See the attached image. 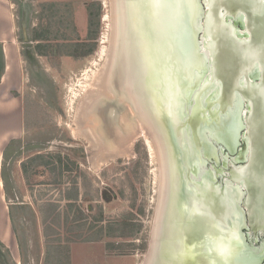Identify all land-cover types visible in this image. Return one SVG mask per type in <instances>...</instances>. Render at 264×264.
<instances>
[{
  "label": "crops",
  "instance_id": "crops-1",
  "mask_svg": "<svg viewBox=\"0 0 264 264\" xmlns=\"http://www.w3.org/2000/svg\"><path fill=\"white\" fill-rule=\"evenodd\" d=\"M69 2L0 0V248L11 264H74L82 245L87 264H102L97 256L101 245L105 257H135L137 226L123 221L129 207L121 215L108 210L121 199L109 192L112 201L106 202L105 186L89 177L82 159L52 149L57 130L33 94L24 92L30 76L26 35L29 52L45 63V71L52 68L41 52L70 51L72 46L54 43L89 36L90 27L85 36L74 33L79 26L72 28L77 19L66 9ZM99 3L81 2L89 23Z\"/></svg>",
  "mask_w": 264,
  "mask_h": 264
},
{
  "label": "flooded vegetation",
  "instance_id": "flooded-vegetation-1",
  "mask_svg": "<svg viewBox=\"0 0 264 264\" xmlns=\"http://www.w3.org/2000/svg\"><path fill=\"white\" fill-rule=\"evenodd\" d=\"M225 20L235 22V19L228 18V15ZM240 30L242 34L246 32L242 28ZM248 33L247 31L246 34ZM30 47L24 44L29 78L42 86H47L49 79L44 68L45 63L36 54L29 52ZM42 57L53 70L48 57L43 55ZM246 70L244 66L239 69L234 68V73H229L228 77V93L221 94L227 107L224 113H228L229 121L228 133L222 130V136L216 130L215 85L211 84L210 90H212L208 96L205 92H200L201 82L196 77L192 79L190 77L188 80L158 77L144 83L145 98L141 100L139 97V112L140 114L148 112L151 124L148 120L146 121L162 141L165 152L167 188L162 214L164 234L168 236L169 230L176 229V235L181 243L188 244L190 241L201 240V234L204 235L205 240H211L208 237L214 235L217 221H219L225 233L229 228H240L250 245L254 246L258 252L264 251V157L258 150V146L255 147L256 138L252 125L254 112L251 102L246 98L248 94L245 96L240 89L247 84L244 75ZM236 80L240 81L239 85H236ZM250 80L259 82L252 78ZM186 81L188 84L185 87ZM135 83L138 84V81ZM132 85L130 87L137 93ZM119 100L114 99L111 105L120 106ZM107 104L108 101L104 99L94 105L92 113L100 120V123L93 125L95 130L93 128L83 130L81 135L83 145L76 144L78 136L73 131L69 136L70 144L73 146L71 150L80 152L84 156L82 162L85 166L91 164L88 151L91 141L86 137V132L98 138L102 144L113 141L116 135L115 127L119 128L122 137L134 132L132 129H134L135 120L131 118V115H127V109L122 110L116 107V112L113 114V111L109 112V106L105 117L99 114L101 107ZM127 132L131 133L127 135L125 134ZM217 136L224 142H218ZM121 147L122 143L119 148ZM135 147L136 143L133 146V152L137 153ZM122 157L125 156L115 159L122 163L124 161ZM135 164L136 162L132 168L133 171ZM132 170H130L131 174ZM103 171L102 169V175H104ZM88 175L89 177L95 175V178L101 177L97 172H89ZM0 264H11L2 249Z\"/></svg>",
  "mask_w": 264,
  "mask_h": 264
},
{
  "label": "water",
  "instance_id": "water-1",
  "mask_svg": "<svg viewBox=\"0 0 264 264\" xmlns=\"http://www.w3.org/2000/svg\"><path fill=\"white\" fill-rule=\"evenodd\" d=\"M171 1L122 0L124 40L120 50L123 55L125 48L133 79L145 94V82L158 77L188 80L197 70L203 75L201 93L206 94L211 84L220 86L215 102L220 101V112L226 114L221 94L228 93L229 73L246 67L247 84L240 89L251 102L255 147L264 157V0ZM226 15L235 22L226 21ZM241 28L249 33L242 34ZM30 41L26 35L24 44L31 45ZM239 82L236 80V85ZM225 121L228 126V118ZM221 125L222 118L217 114L219 135ZM217 141L224 142L219 136ZM159 219L156 248L149 264H264V251L250 245L240 228L232 227L225 233L217 221L214 235L208 237L211 240L201 234V240L187 244L178 239L176 229L166 236L162 213Z\"/></svg>",
  "mask_w": 264,
  "mask_h": 264
},
{
  "label": "rangeland",
  "instance_id": "rangeland-1",
  "mask_svg": "<svg viewBox=\"0 0 264 264\" xmlns=\"http://www.w3.org/2000/svg\"><path fill=\"white\" fill-rule=\"evenodd\" d=\"M52 1H61V0H52ZM83 0H73V2L67 3L66 9L70 11L71 14H76V21L73 23L72 28L76 25L79 26L78 30L74 31L75 34L79 33L81 36H85L87 34V31L90 27V23L88 19V13L85 8V6L81 5V2ZM178 1V0H176ZM99 2L102 4V19L100 21V32H99V40L96 51L90 55L87 58H84L83 60H72L71 58L67 57L61 71L58 70H51L46 71L47 75L49 76L48 84L47 86H42L38 84L35 81H32L28 77V82L25 83L24 92L25 95L28 96L29 94H33V97L35 99V102L40 104V108L47 114V120H49V125L51 128H55L57 130L56 132V138L52 141L56 142L52 146H54L52 149L63 151L64 153L70 155L71 157L75 159H82V156L80 152L71 150V147H67L66 144L70 143L69 136L72 134V131L74 133V129H78V123L77 120L81 118L82 120H86L85 122H90V129L93 128L94 124H99L100 120L95 118V114L92 113V110L95 108V104L99 100H107L108 104L102 108L101 113H99L102 117L107 114V109L109 107V112L115 114V108L119 107V109L126 110L127 109V115H131V118H134L135 124H134V132H127L125 134H130V136L122 137V133L120 132L118 127H115V137L113 139V143L109 144H102L101 141L97 138L95 143L91 142V147L89 148L90 153V159L91 164L86 165V168L89 170V172H98L99 175H101L100 178H98L99 185L102 187L103 185L105 187L113 188L116 192H114L113 196L115 199H121L120 201L117 200L115 205L108 206V210L112 208V212L114 214H122L123 210H127L129 207V200L121 197L120 195V189L122 187H126V194L129 197L130 196V189L128 187V178L127 175L129 174L130 170H132L134 163L137 161L139 154L135 151L133 152V146L135 143H137L139 140L143 141V144L145 146V149L147 151V161H145L144 165L140 167L142 176L144 177L143 182L141 185H139V192H144L142 196L145 197L146 204H147V213L144 216L138 217L136 221V241L134 244V251L135 257H125V258H108L105 257L103 254L100 255V253L104 252L105 249L101 245L98 249L97 256L100 258L99 262L102 264H145L146 257L148 255V252L151 247V240L153 237V231H154V225L155 220L157 216V209H158V200H159V191H160V169H161V163L159 159V156L157 154H154L152 157V154L149 150L148 144L146 142V139L143 135L140 134V127L139 119L137 120V117L134 116L131 111L130 103L126 100H123V97L119 96L116 99H120V106H113L111 105L113 99L105 96L103 94L102 96H99L92 104H89V107L85 110V97L87 94L92 93L93 89V83L99 74V72L102 70V68L106 65V58H107V50L110 46L109 38L111 36V29L109 26L110 20H105V15L111 13V0H99ZM170 2H173L170 0ZM73 4L76 6V8L73 6ZM73 18V17H72ZM70 31V30H68ZM103 46L106 47V51H102ZM146 49H149L146 44ZM63 62V60H62ZM63 64V63H62ZM106 67V66H105ZM123 67V66H122ZM126 68L123 69V72H125ZM125 74V73H124ZM34 89V90H33ZM119 92L120 90L117 89ZM211 90H207V95L210 96ZM114 98V97H113ZM220 98V97H219ZM115 99V98H114ZM222 99V96H221ZM84 102V103H83ZM83 104V105H82ZM134 107V106H133ZM84 108V109H83ZM216 110L220 112L221 109V103L220 101L216 102L215 106ZM83 110V112L78 113L79 111ZM90 110V111H89ZM47 112V113H46ZM89 112V113H87ZM91 112V113H90ZM27 117L30 116L29 108L26 110ZM89 119H88V118ZM129 117V116H128ZM29 118V117H28ZM44 118V119H45ZM92 121V122H91ZM138 122V124H137ZM149 125V127H148ZM223 126V125H221ZM146 127L151 135L154 136V138L157 140L158 145L161 150V154L164 155L163 146L161 144V140L159 137H157V134L154 130H152V126L148 122H146ZM120 134L118 135V132ZM75 134V133H74ZM140 134V135H139ZM76 135V134H75ZM81 135H83V131L78 135V141H76L79 146L84 144L83 139H81ZM118 135V137H117ZM138 135V136H137ZM122 137V139H120ZM131 137V138H130ZM133 137V138H132ZM120 139V143H122V147L119 148L120 143L118 140ZM129 139L131 140L130 143ZM98 141V142H97ZM101 146H103L104 150L106 149H120L122 150V154L117 156H125L122 157L124 160L122 163L117 162L115 158L117 157H109L107 159H104L96 165L95 159L97 158V155L99 154V151L101 149ZM108 147V148H107ZM118 147V148H117ZM126 151V152H125ZM158 156V157H157ZM112 159V160H111ZM144 161V160H143ZM91 168V169H90ZM102 169L103 174L102 175ZM98 170V171H96ZM95 175H92V179L95 180ZM95 178V179H94ZM101 179V181H100ZM97 180V179H96ZM104 183V184H102ZM116 206V207H115ZM115 207V209H114ZM147 242V247L145 250H142L140 248V244L143 242ZM85 245H82L83 252L76 253L75 254V261L74 264H85ZM112 249V248H111ZM102 250V252H101ZM87 264V263H86Z\"/></svg>",
  "mask_w": 264,
  "mask_h": 264
},
{
  "label": "bare ground",
  "instance_id": "bare-ground-1",
  "mask_svg": "<svg viewBox=\"0 0 264 264\" xmlns=\"http://www.w3.org/2000/svg\"><path fill=\"white\" fill-rule=\"evenodd\" d=\"M121 3H122V0H111V13L106 14L104 16L105 20H108V19L110 20L109 26H110V29H111V36L109 38L110 46H109L108 50L106 49L105 46H103V49H102L103 52L107 50V52H106L107 53V58H106V65H105L106 67L104 66L102 68V70L99 72V74L97 75V77H96V79H95V81L93 83V89L94 90L92 91V93H89V94L86 95L85 103L84 102L83 103L85 104L84 107H85V110H86L87 107H89L90 103L92 104V102H94L97 98H99V96H102L103 94H105V96H108V97L112 98L113 100H114V98L116 99L118 97V95L123 97V100H126V101H128L130 103V107L132 109L131 111H133L132 113L134 114V116L137 117V120L139 119L138 120L139 124H138V122H137V124H138V126H141L140 127V129H141L140 134L145 137L146 142H147L148 147H149V150H150V152L152 154V157H153L154 154H157L159 156V159H161L160 160V163H161V169H160V191H159L157 216H156L155 225H154L153 237H152V240H151L152 242L150 244L151 248H150V250L148 252V255L146 257V262H145V264H149L150 258H151L152 254L154 252V249L156 248V241H157L156 237H157V232H158V226H159L158 222L160 220L159 219L160 218V213L163 214L164 205H165V201H166L164 194H165V192H166L165 190L167 188V184H166V181H167L166 173L167 172H166V168H165V164L166 163H165L163 155L161 154V150H160V147L158 145V142L154 138V136L149 133V131H148L147 127H146V122H147L146 120H148L150 122V124H151L150 116H148V112H146L145 114H140V112H139V109H140L139 108V106H140V104H139L140 98H141V100L145 98L144 91H143V89H142V87L140 85L135 83V80L133 79L134 71H133V75H132V70H129L128 67H127L128 60H127V57L125 55V48L124 47L122 48L123 49V51H122L123 55L121 54L120 46H122V43H123V40H124V38H122L123 25H122V15L120 13L121 12V10H120L121 9V6H120ZM125 68H126V70H125V72H123V69H125ZM192 69L193 68H191V71H192ZM192 73L193 74L191 76V79L196 77V78H198V81L201 82V80L203 79L202 78L203 75L197 73V70H195L194 72L192 71ZM197 75L199 77H197ZM132 83H133V85H132ZM131 85L134 86V88L136 89L137 93H135V90L130 87ZM139 87H141V88H139ZM214 88L216 90L218 88V92H219L220 86L218 87V85H217V86H214ZM117 89L120 90V91L118 92ZM152 89L153 88H151V90ZM147 93H149V92H147ZM152 93H153V91H152ZM137 96H138V98H137ZM185 107H186V104H185ZM102 108H103V106L101 107V110H102ZM185 109H187V108H185ZM80 112H83V110L81 111V109H80V111L78 113L80 114ZM216 113L220 116V118H222V125L223 126H221V129L224 130V131H227V133H228V126L226 125V121H225L226 118H228V113L222 114L221 112H218V111ZM82 114H84V112ZM152 117L153 116H151V118ZM85 121L86 120H84V119L82 120L81 118H79L77 120L78 129L77 128L74 129V133L76 135L79 136V134L84 129H88V128L90 129V125H91L90 122L89 121L85 122ZM236 122H237V120H236ZM230 126H231V124H230ZM235 128L236 127H234V129ZM158 136H159V134H158ZM86 137L92 143H95L96 140H97V138L95 136L89 135L88 132H86ZM226 137H227V135H226ZM227 138H229V137H227ZM130 141L131 140L129 139V142ZM230 141L231 140H229V142ZM130 143H132V142H130ZM192 143H194V142H192ZM122 153L123 152L120 149H115L114 148V149H106V150H104L103 146H101L99 154L97 155V158L95 159V163H96V165H98V163H100V161H102L104 159H107L109 157H117V156L121 155ZM164 155H165V152H164Z\"/></svg>",
  "mask_w": 264,
  "mask_h": 264
},
{
  "label": "trees",
  "instance_id": "trees-1",
  "mask_svg": "<svg viewBox=\"0 0 264 264\" xmlns=\"http://www.w3.org/2000/svg\"><path fill=\"white\" fill-rule=\"evenodd\" d=\"M91 20H90V34L89 36H86L85 38H65V44H62L61 42L57 41L54 44L60 45H70L73 48L70 51H60L58 47V51L50 50L41 52V55H44L48 57L49 61L51 62L54 69L61 71L63 64L62 60L63 57H69L72 60H79L84 59L92 55L98 45L99 40V32H100V21L102 17V4L99 3L98 5V11L91 10ZM94 17V18H93ZM97 18V19H96ZM48 43V42H46ZM51 45H53L51 43ZM136 151L139 154V157L136 161L134 171L132 170V174L129 172L127 175L128 178V187L130 189V196L128 197L126 194V187H122L120 189V195L121 197L129 200V209L124 213V224L127 226L130 222L135 221L140 216H144L147 213V204L145 197L142 196L144 192H139L138 188L139 185L142 184L144 177L142 176L140 167L144 165L145 161H147V151L145 149V146L143 144L142 140H139L136 143ZM144 160V161H143ZM77 182V181H74ZM104 197L106 199V202L112 201V198L110 197L109 192H116L112 187H104L103 190ZM115 198V197H114ZM147 247V242H143L140 244V248L142 250H145Z\"/></svg>",
  "mask_w": 264,
  "mask_h": 264
}]
</instances>
